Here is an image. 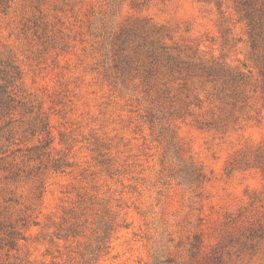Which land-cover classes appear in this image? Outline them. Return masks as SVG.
I'll return each instance as SVG.
<instances>
[{"label":"rangeland","instance_id":"rangeland-1","mask_svg":"<svg viewBox=\"0 0 264 264\" xmlns=\"http://www.w3.org/2000/svg\"><path fill=\"white\" fill-rule=\"evenodd\" d=\"M0 264H264V0H0Z\"/></svg>","mask_w":264,"mask_h":264}]
</instances>
